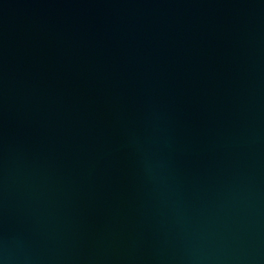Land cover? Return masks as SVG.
Returning <instances> with one entry per match:
<instances>
[{
    "label": "water",
    "instance_id": "95a60500",
    "mask_svg": "<svg viewBox=\"0 0 264 264\" xmlns=\"http://www.w3.org/2000/svg\"><path fill=\"white\" fill-rule=\"evenodd\" d=\"M0 264H264V0H0Z\"/></svg>",
    "mask_w": 264,
    "mask_h": 264
}]
</instances>
